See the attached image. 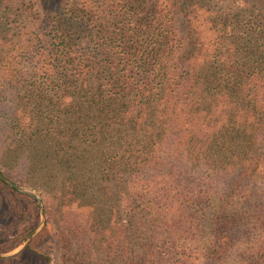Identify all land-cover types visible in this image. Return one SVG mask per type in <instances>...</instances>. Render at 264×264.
Segmentation results:
<instances>
[{"label":"trees","instance_id":"16d2710c","mask_svg":"<svg viewBox=\"0 0 264 264\" xmlns=\"http://www.w3.org/2000/svg\"><path fill=\"white\" fill-rule=\"evenodd\" d=\"M62 1L73 17L85 13L96 41L79 56L59 48V68L42 82L51 89L38 97L54 108L9 115L14 159L45 183L61 263L86 264L88 238L100 253H130L124 263L152 264L159 244L135 257L128 234L164 220L154 235L184 229L193 263L200 221L216 237L212 264L247 251L235 238L264 229V0ZM110 139L122 140L120 154L118 142L102 145ZM28 198L0 181V209L18 200L21 219L36 203ZM262 239L249 246L251 264H263Z\"/></svg>","mask_w":264,"mask_h":264},{"label":"rangeland","instance_id":"374dc122","mask_svg":"<svg viewBox=\"0 0 264 264\" xmlns=\"http://www.w3.org/2000/svg\"><path fill=\"white\" fill-rule=\"evenodd\" d=\"M208 1L216 3L215 0ZM7 6H10V18L6 12ZM214 6L218 7L217 4ZM58 18L61 22L60 26L55 24ZM89 27L85 13H79L73 17L66 10L62 0H0V173L2 171L9 175V170H11L15 176L6 177L1 173L2 176L18 186L20 190L36 194L41 199L43 208V217H41L39 205L35 200L36 203L29 205L27 214L20 219L22 213L20 201L5 200L0 209V249H2L0 254L9 256L18 253L8 258H0V264H62V251L58 246V225L46 220L43 195L39 191L45 183L40 176L33 175L31 172L25 173L23 157L17 161L14 159L17 154L14 148L9 146L12 140L9 136L11 126L9 115L13 111L20 112L25 107L32 112L48 111L54 108V102L39 103L38 97L42 87L45 92L51 89L45 88L42 82L58 70L57 59L59 53L61 54L59 48H62L63 42L67 46L74 45L79 56L82 53L81 47L96 41V37H93L96 30ZM58 29L63 31L64 36H61ZM177 77L181 79V70L178 71ZM59 131L70 135L74 127L64 124ZM123 134L124 138H130L126 136L127 132ZM121 135L122 132L118 134L119 137ZM113 142H118L114 153L120 154L123 150L118 149L123 144L121 139H110L102 145L113 144ZM78 145L79 149L84 148V142H78ZM78 155L81 156L80 153ZM76 171L80 175L83 173L82 167H78ZM17 193L25 196L21 192ZM31 199L28 198L29 201ZM195 218L197 219L196 216ZM164 224L167 225V221L154 222L147 227V234L141 232L134 233L135 236L128 234L127 241L135 257L141 256L147 259V247L157 243L161 254L158 260L151 261L152 264H212L207 256L214 250L216 237L207 230L204 222L200 221V235L195 239L196 244H192L194 252L201 256L200 262L196 263L182 255L183 252L189 255V251H184V247L191 237L186 238L184 229L174 234H164L161 238L154 235L155 230L166 228ZM27 228H32V230L28 232ZM34 230V235L22 249L28 236ZM237 231L238 228H234L230 233L234 237ZM263 237L264 229L260 233L248 231L244 237H236L237 241H242L237 242V246L243 251L248 248L247 251L242 253L244 255H227L222 264H251L250 260H247L248 257H252L253 253L250 252L249 246L256 244L257 240H263ZM107 254L109 255L107 251L100 253L94 241L91 240L89 243L88 238L83 240L80 258L84 259L86 264H127L123 261L131 262L130 253L125 258L113 254L107 256ZM262 262L264 264V257Z\"/></svg>","mask_w":264,"mask_h":264},{"label":"water","instance_id":"95a60500","mask_svg":"<svg viewBox=\"0 0 264 264\" xmlns=\"http://www.w3.org/2000/svg\"><path fill=\"white\" fill-rule=\"evenodd\" d=\"M0 180L2 182H4L6 185H8L9 187H11L14 190H16L17 192H21V193H23V194H25L27 196H31L33 199H35L37 201L38 205H39V213H40V216L43 217L42 202H41V199L36 194H34L32 192H26V191L20 190V188L18 186H16L14 183H12L11 181H9L5 177H3L1 173H0ZM34 233H35V230L30 233V235L28 236V238H27L26 242L24 243L22 249L25 248V246L27 245V243L29 242V240L32 238V236L34 235ZM16 254L9 255V256H4V255L0 254V258H3V257L8 258V257L14 256Z\"/></svg>","mask_w":264,"mask_h":264}]
</instances>
